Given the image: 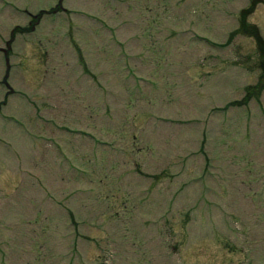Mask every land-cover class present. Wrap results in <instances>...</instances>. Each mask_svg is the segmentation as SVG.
Returning <instances> with one entry per match:
<instances>
[{"label":"rangeland","instance_id":"374dc122","mask_svg":"<svg viewBox=\"0 0 264 264\" xmlns=\"http://www.w3.org/2000/svg\"><path fill=\"white\" fill-rule=\"evenodd\" d=\"M0 264H264V0H0Z\"/></svg>","mask_w":264,"mask_h":264}]
</instances>
